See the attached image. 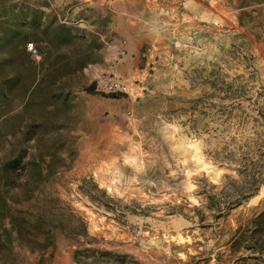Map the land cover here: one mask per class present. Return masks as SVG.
I'll list each match as a JSON object with an SVG mask.
<instances>
[{
	"label": "rangeland",
	"instance_id": "1",
	"mask_svg": "<svg viewBox=\"0 0 264 264\" xmlns=\"http://www.w3.org/2000/svg\"><path fill=\"white\" fill-rule=\"evenodd\" d=\"M263 208L264 0H0V264H260Z\"/></svg>",
	"mask_w": 264,
	"mask_h": 264
},
{
	"label": "trees",
	"instance_id": "2",
	"mask_svg": "<svg viewBox=\"0 0 264 264\" xmlns=\"http://www.w3.org/2000/svg\"><path fill=\"white\" fill-rule=\"evenodd\" d=\"M24 51H25V47L23 48V52ZM85 90L87 92H91L93 90V85L91 84V85L87 86ZM111 96H115V95L111 94ZM96 191L100 192V190H97V189H96ZM100 193H102V192H100ZM251 193H253V191ZM251 221L252 222H255V221L257 222V224L259 225V232H258L256 237H254V238L249 237L247 239L248 243H247V245H244V248L250 250L249 253H251V254L252 253H261L262 248H260L259 245H258L259 247H256V242H257V240H261L262 241V239H263V242H264V208ZM72 223H74L75 225H78V227H79V233L78 234H80V236L82 238L85 237L84 224L82 222H80V219L79 218H75V220L72 221ZM75 241H76V239H75ZM234 244H235V242H234ZM72 258H73V260L75 261L76 264H94V262H95V259L92 258V259H90V261L88 263H86V261L84 260L83 257H79V255L76 253V250L73 251ZM125 258H126L125 255H122L120 257V259H118L114 264H133L130 259H126L124 261ZM252 258H254V260H256V257H252ZM251 264H259V263H257L255 261L254 263H251ZM260 264H264V263H260Z\"/></svg>",
	"mask_w": 264,
	"mask_h": 264
},
{
	"label": "water",
	"instance_id": "3",
	"mask_svg": "<svg viewBox=\"0 0 264 264\" xmlns=\"http://www.w3.org/2000/svg\"><path fill=\"white\" fill-rule=\"evenodd\" d=\"M65 209L69 210L71 212V209L67 205H65ZM76 218H78V217H76ZM127 256H128L127 259H130L133 264H138V259H137V257H139V251L138 250H135V249L130 250V252L128 253Z\"/></svg>",
	"mask_w": 264,
	"mask_h": 264
}]
</instances>
